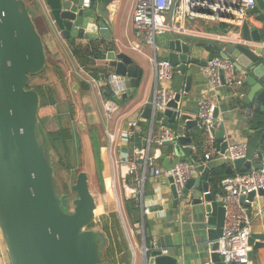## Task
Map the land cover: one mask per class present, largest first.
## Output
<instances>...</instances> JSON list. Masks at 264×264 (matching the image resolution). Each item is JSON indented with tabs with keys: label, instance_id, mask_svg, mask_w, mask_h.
Segmentation results:
<instances>
[{
	"label": "water",
	"instance_id": "obj_1",
	"mask_svg": "<svg viewBox=\"0 0 264 264\" xmlns=\"http://www.w3.org/2000/svg\"><path fill=\"white\" fill-rule=\"evenodd\" d=\"M115 1L44 0L60 34L72 41H89L86 43L89 46L99 44L100 39L112 38V15L116 8L113 12L110 6ZM257 4L264 15V0H257ZM172 14L173 10L170 23ZM242 32L243 42H219L210 37L175 31L164 35L163 59L186 75L187 83L184 91L177 92L166 109L154 111L152 105L144 108L142 117L150 120L152 134L157 129L160 132L163 127L179 133L178 123L185 118L179 115L178 109L181 108L183 92L188 93L192 84L190 65L205 66L215 56L211 52L207 59L199 57L198 54L206 50L205 45L214 46L221 51L222 57L235 62L237 71L246 75L245 82L251 86L243 101L256 100L264 110V53L259 45L262 39L259 36L254 40L248 22L243 25ZM98 44L94 47V58L113 62L115 74L130 80L127 93H133L140 83L133 58L115 47L103 51ZM46 63L45 43L25 0H0V228L11 264H104L101 253L107 237L103 232L89 228L96 217L97 203L87 172H79L71 186L77 195L72 201L66 194L59 196L55 188L53 168L38 115L40 96L37 90L28 88L31 76L42 71ZM222 76L224 81L223 72ZM107 88H111L109 83ZM217 113L218 109L215 118ZM196 124L197 120L187 121L188 129ZM210 132L214 145L224 151L229 145L225 129L218 131L212 126ZM162 146L166 149L161 151L154 170L158 167L171 170L178 163L194 161L192 136L179 133L175 141H166ZM167 150L174 153V159L166 154ZM194 162L201 176L191 178L180 196L173 177L168 179L174 207L188 198H192V205L200 206L198 213L209 242V254L196 260L184 258L182 254H164V248L182 244L179 234H161L148 246L147 239L152 235L147 231L144 264H225L218 251L225 208L209 192L211 168ZM252 167L259 169L263 166L255 160L240 158L227 164L226 173L246 172ZM258 195H264V190ZM256 196L253 191L241 200L244 202L247 198L253 202ZM70 206L73 210L67 211ZM249 243L251 256L253 250L264 247V231L251 232Z\"/></svg>",
	"mask_w": 264,
	"mask_h": 264
},
{
	"label": "crops",
	"instance_id": "obj_2",
	"mask_svg": "<svg viewBox=\"0 0 264 264\" xmlns=\"http://www.w3.org/2000/svg\"><path fill=\"white\" fill-rule=\"evenodd\" d=\"M136 1H115L110 6L113 12L114 7L116 8L112 15V38L100 39L99 44L97 42L90 44L92 48L95 47V44H98V47L101 45L103 51L115 47L117 51L129 54L135 61L138 70L142 71L139 86L133 93H127L131 95L129 98H124L125 95H117L112 88H107L110 72L115 70L113 62L94 58V51L91 52L83 48L89 46L86 44L90 43L89 41L65 39L52 23V18L44 0H25L26 3L33 5L37 17L44 19L48 40L44 35L42 37L45 40L47 59L51 58L60 67L59 74L51 69L48 75L57 85L60 97L59 108L63 105L64 111L60 115L61 122L65 126L72 127L76 142L77 139H80V141L83 139L84 142L90 141L91 150L87 151L85 149L83 157L81 149L80 158L87 160L91 155H95L96 172L99 174L100 182L102 177L103 181L106 179V175L109 176L110 181L112 180L110 190L114 187V190L111 191L113 207L115 205L118 208L116 209L122 214L121 217L126 222L125 224L128 223L127 225L134 232L138 227L137 224L141 226L144 224L145 235L147 231H150L152 235L151 238L147 239L148 246L151 245L152 240L158 239L161 234H179V240L181 239L182 244L169 248L170 255L182 254L184 258L196 260L203 256L207 257L209 254V242L201 221L202 218L198 213V211L200 212V206L192 205V198H188V200H183L177 207H174L169 179L162 175L158 176L154 172L145 171L144 161L140 162L135 175L128 173V162L133 161L135 158V148H147L149 139L158 134V129L152 134L150 120H145L142 117L144 108L150 105L157 86L155 66L152 60V57H154L153 49L145 47L139 52L129 48L131 43L137 39L132 24ZM263 17V12L257 4L248 23L254 40L259 36L261 37L262 40L259 45L263 48L264 53ZM195 23L197 27L191 26L192 23L187 24V27L201 30L202 34L209 35L215 41L243 42L242 29L227 33L225 24L207 23L203 20H197ZM221 31H223V34ZM205 48L206 50L203 53L198 54L201 59H207L211 52L215 56L222 54L220 50L212 45H205ZM147 49H150V51L147 52ZM163 57L164 54L161 58L158 56L160 60H163ZM190 69L192 71V84L188 93L183 92L184 95L180 103L185 120L178 123L179 133L192 136L194 147L199 149L203 146L206 135L198 128V122L193 128L188 129L187 121L197 120L200 101L202 98L207 97L216 104V109H218L217 125L215 127L218 131L222 128L225 129V139L229 143L244 142L251 144L254 148L251 155L256 151L264 150V136L252 128L251 117L247 113L253 105L259 107L261 105L256 100L250 103L243 101V97L250 93L251 86L245 82L241 86L230 87L224 85L217 90H213L210 87L208 78L201 73V65L192 64ZM238 74L246 80V75L243 72L239 71ZM95 79H101V85H99L100 83L97 85L94 82ZM125 81L128 89L130 80L125 77ZM186 83L187 76L178 71H175L171 81H159L160 86L170 87L175 93L184 91ZM108 100H113L116 104V108L112 111L110 117L106 116L105 110V102ZM97 110L105 123V133L107 135L104 153L101 152V147L96 144V139L91 130L93 128L92 121L87 119V116L95 114ZM132 120H139L140 124V130L133 138L129 135L130 127L128 126V123ZM164 128L166 127L162 129ZM109 135H113L114 139L111 140ZM156 148L160 147L155 144L151 145L152 154L155 153ZM163 149H166V147L162 146L161 150L158 151L159 157ZM166 154L171 156L172 159L175 158L174 153L170 150H167ZM194 156L199 163L203 161L201 154L197 156L194 153ZM159 157L154 164L160 159ZM221 163L226 162L212 160L206 165L212 170L213 167ZM159 168L162 169V167ZM199 176H201V173L198 171L195 177ZM137 179H144L142 194L132 191L133 188H140ZM209 189L214 199H217L219 193L214 192L212 181ZM104 193L105 190L102 196L106 201L105 198L108 197V194ZM132 198L136 199L138 211L133 212L131 217L126 209V201ZM246 203L253 216L252 232L264 231V195H257L253 202ZM113 213L116 214L114 210ZM127 236V233L125 237L118 235L119 247H116V251H120V253L118 252L119 259L117 262L113 260L114 264H144L143 236L130 233V241ZM251 261L252 264H264V247L252 251ZM0 264H11L1 228Z\"/></svg>",
	"mask_w": 264,
	"mask_h": 264
},
{
	"label": "built area",
	"instance_id": "obj_3",
	"mask_svg": "<svg viewBox=\"0 0 264 264\" xmlns=\"http://www.w3.org/2000/svg\"><path fill=\"white\" fill-rule=\"evenodd\" d=\"M257 6V0H137L132 15L133 29L136 40L130 45V49L141 52L145 47H151L154 52L152 57L157 86L154 97L150 103L154 111L164 110L168 107L171 100L175 98L176 93L166 86H160L159 81H171L175 74V67L167 60L158 58L157 36L165 35L168 32H184L199 36L201 30L189 29L188 22L203 20L207 23L225 24V31L232 32L242 29L243 25L250 20L252 11ZM172 14V23H170V14ZM187 27V28H186ZM222 72L224 73V81ZM201 73L209 80L210 87L213 90L227 85L230 87L241 86L245 79L239 76L236 64L232 59H226L221 55L214 56L207 65L201 66ZM101 79L94 80L101 85ZM225 82V84H224ZM108 83L117 95H125L127 84L125 77L110 72ZM115 101L105 102L106 116H111L115 110ZM259 106L253 105L247 113L251 117ZM216 104L207 97L200 101L199 111L197 113L198 128L206 135V140L199 149L192 147V151L198 156L201 154L206 165L212 160L222 162H234L236 159L244 158L246 160H255L262 164V168L252 167L246 172L235 171L234 174L225 177L222 182V193L217 194V201L225 208V223L223 234L219 238L220 247L218 249L222 261L225 264H252L249 239L251 236V224L253 216L246 202H242V197L248 196L255 191L258 195L260 190H264V150L256 151L253 155L248 154V145L244 142L229 143L228 147L222 151L214 145V138L210 132L212 126L217 125L215 118ZM179 115H183L182 109H178ZM130 127L129 135L133 138L140 130L139 120H132L128 123ZM179 133L170 128H164L157 135L149 139L147 148H135V158L128 162V173L135 175L140 162L144 161V170L154 172L156 175L166 178L173 177L179 196L181 195L186 183L198 173L197 163L194 161H185L176 164L171 170H154V162L159 157V148L155 153H151V145L162 146L166 141H175ZM113 140L114 136L109 135ZM193 153V154H194ZM195 157V156H194ZM160 158V157H159ZM199 162V161H198ZM140 188H133L135 193H143L144 179H137ZM143 187V188H142ZM148 210V209H147ZM135 232L125 224V230L128 240L130 233L141 234L145 238L144 224H137ZM144 247V244H143ZM164 254H169V249H163Z\"/></svg>",
	"mask_w": 264,
	"mask_h": 264
},
{
	"label": "trees",
	"instance_id": "obj_4",
	"mask_svg": "<svg viewBox=\"0 0 264 264\" xmlns=\"http://www.w3.org/2000/svg\"><path fill=\"white\" fill-rule=\"evenodd\" d=\"M26 5L39 30V18L37 17L33 5L30 3H26ZM83 48L91 52H95L96 50V48H91L90 46ZM51 69H53L55 73H60V67L58 64H55L51 58H48L44 69L31 76L28 88L37 90L40 96V109L38 113L40 127L45 139L48 158L53 168V179L55 184L59 171H70L72 169V166H70V158L72 155L75 156L76 138L72 127L65 126L61 122L60 115L63 113L64 109L63 105L59 108L60 97L57 85L48 75ZM141 76L142 71L140 70L139 79ZM34 79H39V81L33 84L32 81ZM130 96L131 95H128L126 92L124 98H129ZM250 120L252 128L264 136V110L259 107L254 111ZM247 145L248 154L251 155L254 148L249 143ZM193 160L197 161V158L193 157ZM226 167L227 163H221L220 165L213 167L211 170L210 177L215 193H222L221 182L228 176L226 173ZM71 207L72 206H70L67 211H70ZM126 209L131 217L133 216V212L138 211V204L135 198L126 201Z\"/></svg>",
	"mask_w": 264,
	"mask_h": 264
},
{
	"label": "rangeland",
	"instance_id": "obj_5",
	"mask_svg": "<svg viewBox=\"0 0 264 264\" xmlns=\"http://www.w3.org/2000/svg\"><path fill=\"white\" fill-rule=\"evenodd\" d=\"M44 19L42 17L39 18V30L42 36L44 35L45 38H47V33L44 25ZM192 23L191 26L197 27L195 22H188ZM203 23V22H202ZM190 25V24H189ZM43 36V37H44ZM45 41V40H44ZM166 38L164 35L157 36V46H158V56L159 58L162 57L163 47L165 45ZM150 49H147V52H149ZM39 79H34L32 83H37ZM87 119H90L92 121V133L94 135V138L96 139V144L98 147H101L100 150L102 153L105 152V145H106V138L107 135L105 133V123L103 119L100 117V114L98 113V110L94 114H90L87 116ZM86 139V138H85ZM83 141V142H82ZM81 149L83 151V154L81 152ZM87 149V151L91 150L90 147V141L84 142L82 139H77L76 142V152L75 156L72 155L70 158V166H72V169L70 171H59L57 180L55 182L56 184V191L58 195H68L70 199L76 198V193L71 190V186L75 183L76 177L79 172L86 171L89 177V183H90V189L93 193L96 203H97V209H96V217L92 224L89 226V228L101 231L103 232L107 237V243L104 247L101 256L103 259V263L106 264L109 262L110 264H114L113 260L117 262L119 259L120 251H116V247H119L118 245V235L121 237H125L126 230L125 229V221L122 219V214L118 212V208L113 207V197L111 191L114 190V187H112V190H110L112 185V180L110 181L109 176L106 175V179L103 181V177L101 178L102 181L100 182V177L98 172H96V159L95 155H91L87 160L84 158H80L81 154L84 157V150ZM78 150V152H77ZM81 152V154H80ZM108 155V153H107ZM110 157V155H109ZM74 158V159H73ZM102 159V158H101ZM104 182V183H103ZM106 182V183H105ZM108 194V197L105 198L106 201H104V198L102 196V193ZM109 192V193H108ZM117 208V209H116ZM73 210V206L70 208V211ZM113 210L116 214L113 213ZM120 211V209H119ZM128 224V223H127ZM123 234V235H120ZM124 239V238H123ZM117 240V241H116ZM125 241V240H124Z\"/></svg>",
	"mask_w": 264,
	"mask_h": 264
},
{
	"label": "flooded vegetation",
	"instance_id": "obj_6",
	"mask_svg": "<svg viewBox=\"0 0 264 264\" xmlns=\"http://www.w3.org/2000/svg\"><path fill=\"white\" fill-rule=\"evenodd\" d=\"M71 201H72V199H71Z\"/></svg>",
	"mask_w": 264,
	"mask_h": 264
}]
</instances>
